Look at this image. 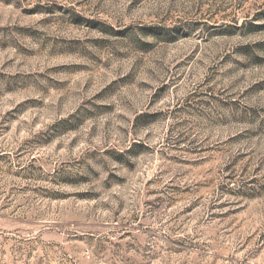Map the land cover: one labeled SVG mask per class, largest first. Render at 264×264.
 <instances>
[{
    "label": "rangeland",
    "instance_id": "374dc122",
    "mask_svg": "<svg viewBox=\"0 0 264 264\" xmlns=\"http://www.w3.org/2000/svg\"><path fill=\"white\" fill-rule=\"evenodd\" d=\"M0 264H264V0H0Z\"/></svg>",
    "mask_w": 264,
    "mask_h": 264
}]
</instances>
